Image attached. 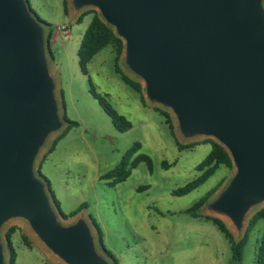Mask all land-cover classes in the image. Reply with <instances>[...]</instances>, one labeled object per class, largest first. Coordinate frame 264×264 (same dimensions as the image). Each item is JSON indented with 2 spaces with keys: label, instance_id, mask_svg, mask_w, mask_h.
Wrapping results in <instances>:
<instances>
[{
  "label": "water",
  "instance_id": "obj_1",
  "mask_svg": "<svg viewBox=\"0 0 264 264\" xmlns=\"http://www.w3.org/2000/svg\"><path fill=\"white\" fill-rule=\"evenodd\" d=\"M94 8L124 42L123 63L185 139L228 152L234 175L206 204L241 231L264 203V0H70ZM46 25L28 0H0V264L3 229L25 220L65 264H113L87 219L64 225L36 162L66 122Z\"/></svg>",
  "mask_w": 264,
  "mask_h": 264
},
{
  "label": "rangeland",
  "instance_id": "obj_2",
  "mask_svg": "<svg viewBox=\"0 0 264 264\" xmlns=\"http://www.w3.org/2000/svg\"><path fill=\"white\" fill-rule=\"evenodd\" d=\"M28 1L31 10L46 25L49 67L61 116L65 114L67 119L78 123L63 134L66 123L60 132L53 134L36 162L38 169L52 143L60 138L48 155L42 174L50 180L63 214L69 216L82 205L85 207L69 219H63L55 207L59 220L69 225L80 217L86 218L98 249L103 251L94 222L101 231L103 249L118 264H257L264 220H259L251 231L238 261L233 258L230 242L213 222L193 218L185 212L218 189L212 200L234 175L235 168L220 166L205 184L190 194L174 195L200 176L197 166L212 149L210 143L204 142L208 138L185 139L169 109L149 103L145 94L127 85L120 71L143 86L144 82L125 68L123 56L117 65L112 46L100 51L88 65V75L83 74L78 49L92 15H86L81 23H72L70 0H67L68 15L64 14L62 0ZM92 10L85 8L76 16ZM60 26H65L67 33L59 31ZM93 92L106 97L111 107L131 123V128L119 131ZM161 110L170 114L174 130ZM136 143L140 148L133 159L149 156L152 170L140 162L125 181L110 185L112 180L102 177L112 172ZM262 208L264 203L250 212L241 231L228 218L208 211L206 204L200 213L221 219L239 241L252 216ZM11 227L16 228L12 243L18 255L17 264H65L22 219L9 221L3 229L6 264H9V248L4 236ZM21 236L26 237L27 243Z\"/></svg>",
  "mask_w": 264,
  "mask_h": 264
},
{
  "label": "trees",
  "instance_id": "obj_3",
  "mask_svg": "<svg viewBox=\"0 0 264 264\" xmlns=\"http://www.w3.org/2000/svg\"><path fill=\"white\" fill-rule=\"evenodd\" d=\"M63 9H64V13L67 15L68 14V1L67 0H63ZM86 15H92L91 16L92 18H91V22L89 23V26L87 27L82 37V40H81V43L78 49L79 66L84 75H88V65L92 62L94 57L104 48L108 46H112L115 52V55H116L117 65L119 64L120 59L124 53L123 40L120 39L116 35L112 27L107 25L101 19L99 13L95 9L79 15L77 19V23H81L83 18ZM120 73H121L122 80L127 85L134 88L139 93L143 94V86L141 83L131 79L127 74H124L122 71H120ZM93 95L98 100L99 104L102 106L104 111L112 119V121L114 122V124L116 125L119 131L124 132L131 128V123L124 116L119 115L111 107L106 97H103L95 92H93ZM161 111H162V114L166 117L167 124H169L172 130H174V126H173L170 114L167 111H164V110H161ZM63 118L67 123V127L63 131V134H65L69 128L78 126L77 122L67 119L65 114ZM119 123H121V126H119ZM58 140H55L52 143L51 147L48 150V154H51L55 150ZM204 142L210 143L212 149H211V152L208 154V156L197 166V171L200 172V176L197 177L192 182L188 183L185 187L178 189L176 192H174V195L185 196V195L190 194L191 192H193L194 190H196L197 188L205 184L206 181L211 176L214 175V173L220 166H226L227 168H233L232 160L228 152L225 150L223 146H221L219 143H217L216 141L212 139H207ZM194 145H196V143L189 144V145H180V148H188ZM139 148H140V144L136 143L126 153L121 163L112 172L104 175L102 178L106 180H112L111 182H109L110 185H115L120 182H123L131 175L132 170L135 169L140 162H145L149 170H152V160L149 156L139 155L133 159V155L138 151ZM37 172L47 182L48 190L51 193L54 206L57 208L59 214L62 216L63 219H69V218L76 216L78 212L85 207V205H82L78 212L72 213L69 216L63 214L59 208V202L54 196V193L50 186L49 181L46 179V177H44L41 174L40 166L38 167ZM217 190L218 189H215L209 192L205 197H203L199 202H197L193 207L186 210L185 212L191 215L193 218H204L207 221L213 222V224L218 228V230L230 242L232 253H233V258L235 260L240 261L242 259L243 249L248 242L251 231L254 229V227L256 226L259 220H264V208L260 209L252 216V218L250 219L248 223L244 236L239 241H237L234 238L233 234L228 229V227L226 226V224L221 219L216 218V217H211V216H205L200 213V209L202 208V206H204L210 201L211 197L215 194ZM93 225L98 232V240L103 249L104 246L102 245L101 231L94 222H93ZM15 232H16V228L11 227L5 233V236H4L8 244V248H9V264H17V259H18L17 252L12 243V236ZM21 239L25 243H27V239L25 236H21ZM105 253L114 262V264H118L116 259L109 252L105 251ZM256 262L257 264H264V232H263V235L261 237L260 244L258 247V251L256 255Z\"/></svg>",
  "mask_w": 264,
  "mask_h": 264
},
{
  "label": "crops",
  "instance_id": "obj_4",
  "mask_svg": "<svg viewBox=\"0 0 264 264\" xmlns=\"http://www.w3.org/2000/svg\"><path fill=\"white\" fill-rule=\"evenodd\" d=\"M62 3H63V0H62ZM63 11H64V9H63ZM69 11V10H68ZM65 14V13H64ZM70 14H72V17L70 18V22H72V23H77V19H78V17L79 16H76V15H73V13H71L70 12ZM66 15V14H65ZM68 15V14H67ZM52 154V153H51ZM48 155L49 154H47L41 161H40V163H39V166H40V171H41V174H42V169H43V166H44V163L47 161V158H48ZM43 175V174H42ZM44 176V175H43ZM44 177H46V176H44ZM46 179L49 181V183H50V186H51V182H50V180L46 177ZM52 188V187H51Z\"/></svg>",
  "mask_w": 264,
  "mask_h": 264
},
{
  "label": "built area",
  "instance_id": "obj_5",
  "mask_svg": "<svg viewBox=\"0 0 264 264\" xmlns=\"http://www.w3.org/2000/svg\"><path fill=\"white\" fill-rule=\"evenodd\" d=\"M58 30L61 31L62 33H67V29L65 26L58 27Z\"/></svg>",
  "mask_w": 264,
  "mask_h": 264
}]
</instances>
